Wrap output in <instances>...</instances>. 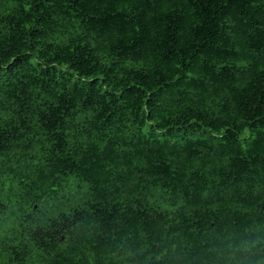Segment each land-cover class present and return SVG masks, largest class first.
Returning a JSON list of instances; mask_svg holds the SVG:
<instances>
[{
	"label": "trees",
	"instance_id": "obj_1",
	"mask_svg": "<svg viewBox=\"0 0 264 264\" xmlns=\"http://www.w3.org/2000/svg\"><path fill=\"white\" fill-rule=\"evenodd\" d=\"M0 69V264H264V0H0Z\"/></svg>",
	"mask_w": 264,
	"mask_h": 264
},
{
	"label": "rangeland",
	"instance_id": "obj_2",
	"mask_svg": "<svg viewBox=\"0 0 264 264\" xmlns=\"http://www.w3.org/2000/svg\"><path fill=\"white\" fill-rule=\"evenodd\" d=\"M5 68V67H4ZM4 68H2V69H4ZM1 70V69H0ZM1 73V72H0Z\"/></svg>",
	"mask_w": 264,
	"mask_h": 264
}]
</instances>
